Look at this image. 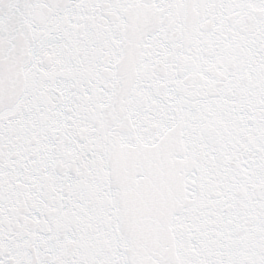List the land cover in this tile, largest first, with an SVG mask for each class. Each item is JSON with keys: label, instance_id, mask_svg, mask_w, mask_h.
<instances>
[{"label": "snow or ice", "instance_id": "6c2138e0", "mask_svg": "<svg viewBox=\"0 0 264 264\" xmlns=\"http://www.w3.org/2000/svg\"><path fill=\"white\" fill-rule=\"evenodd\" d=\"M0 264H264V0H0Z\"/></svg>", "mask_w": 264, "mask_h": 264}]
</instances>
